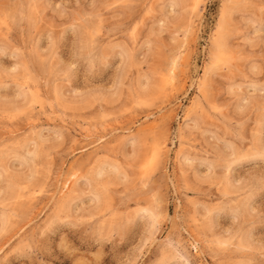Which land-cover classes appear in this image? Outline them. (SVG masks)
<instances>
[{"label":"rangeland","instance_id":"374dc122","mask_svg":"<svg viewBox=\"0 0 264 264\" xmlns=\"http://www.w3.org/2000/svg\"><path fill=\"white\" fill-rule=\"evenodd\" d=\"M0 264H264V0H0Z\"/></svg>","mask_w":264,"mask_h":264}]
</instances>
